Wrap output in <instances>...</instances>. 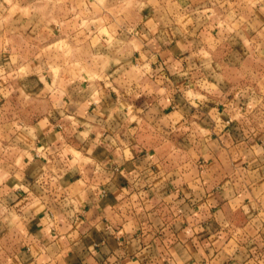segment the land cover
I'll return each instance as SVG.
<instances>
[{"label":"clouds","instance_id":"1","mask_svg":"<svg viewBox=\"0 0 264 264\" xmlns=\"http://www.w3.org/2000/svg\"><path fill=\"white\" fill-rule=\"evenodd\" d=\"M72 3L0 35L58 92L0 110V264H264V0Z\"/></svg>","mask_w":264,"mask_h":264},{"label":"crops","instance_id":"2","mask_svg":"<svg viewBox=\"0 0 264 264\" xmlns=\"http://www.w3.org/2000/svg\"><path fill=\"white\" fill-rule=\"evenodd\" d=\"M30 3V0H12L10 5H7V10L0 9V35L4 33V31H7L8 29H17L18 35L20 38H27L31 35L32 29L27 28L26 26H23L24 28H21V26H16L14 23V17L19 15L24 16V14H21V11H23L24 8ZM25 21V20H23ZM216 35V31H213L211 33V37ZM177 39H179L177 37ZM158 55L157 60L161 63L164 62V58H172L173 56H178V50L177 45L173 43L171 40L167 44H165L163 41L158 42ZM137 58H139L140 54L137 53ZM8 54L5 53L3 55V60L7 61ZM48 82L46 84H41L40 89L38 92H34L31 88L25 89L23 87L25 80H36V76L30 75L25 77V80H16V81H9L8 84L14 85V87L10 88L8 84H5L4 87L7 89L6 92L0 93V110L8 112V111H16L21 107V98L25 95L31 96L34 103H39L40 100H45L49 98H55L58 95L57 90L53 86L52 79L46 78ZM0 83H3L0 81ZM223 105H221V111H223ZM56 131H59L57 128ZM230 129L225 128L224 133L229 132ZM170 145H164V148H168ZM192 159H197L196 154L192 153ZM205 159H208L205 157ZM187 167V165H186ZM222 173V170L218 167L216 169H212L210 171V174H214L217 179L220 178ZM132 199H136L135 193L132 195ZM217 220H222V215L218 212L216 216ZM222 235V233H221ZM229 243H231V239L229 240Z\"/></svg>","mask_w":264,"mask_h":264},{"label":"rangeland","instance_id":"3","mask_svg":"<svg viewBox=\"0 0 264 264\" xmlns=\"http://www.w3.org/2000/svg\"><path fill=\"white\" fill-rule=\"evenodd\" d=\"M74 6V4L72 3V0H69V7H73ZM27 7V6H26ZM25 9L26 8H24L23 9V11H21V14H24V16H22V15H17V16H15L14 17V24L16 25V26H21V28H24L23 26H26L27 28L29 27L28 26V13L25 11ZM72 16H73V13H71L70 11L67 13V19L69 20V21H71L72 20ZM23 20H25V21H23ZM29 28H31V27H29ZM67 31H70L71 33H72V35L73 36H76L77 35V33H76V31L74 30V28L71 26V25H68L67 26V29H66ZM31 34H32V32H31ZM60 33L59 32H57V35H59ZM80 39H83L84 37L83 36H81V37H79ZM70 46H71V44H70Z\"/></svg>","mask_w":264,"mask_h":264}]
</instances>
